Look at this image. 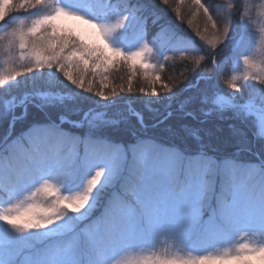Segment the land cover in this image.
<instances>
[{
	"label": "trees",
	"instance_id": "trees-1",
	"mask_svg": "<svg viewBox=\"0 0 264 264\" xmlns=\"http://www.w3.org/2000/svg\"><path fill=\"white\" fill-rule=\"evenodd\" d=\"M102 2V11L115 3L139 20L144 13L145 40L116 43L107 54L57 20L68 0H0V217L15 188L70 147L118 149L90 183L92 199L68 208L79 224L114 220L149 156L173 152L209 164L214 181L206 202L214 205L264 164V119L256 114L264 115V0ZM160 33L164 40L155 39ZM255 46L257 58L250 54ZM136 55L137 65L125 62ZM231 87L240 97L223 107L220 97ZM102 98L115 104L99 106ZM63 186L54 184L59 192ZM76 227L60 226L52 238ZM234 264H264V257Z\"/></svg>",
	"mask_w": 264,
	"mask_h": 264
},
{
	"label": "rangeland",
	"instance_id": "rangeland-1",
	"mask_svg": "<svg viewBox=\"0 0 264 264\" xmlns=\"http://www.w3.org/2000/svg\"><path fill=\"white\" fill-rule=\"evenodd\" d=\"M95 15L90 11L88 1L71 0L58 21L92 47H101L106 42L110 45L125 43L127 33H123L120 20L105 22ZM258 53L256 49L252 56L257 57ZM113 58L118 59V56ZM136 60L125 59V62L135 66ZM191 61L194 63L193 59ZM239 67L245 70L247 64L241 62ZM239 97L240 91L231 87L228 95L220 97L221 105H235L234 98ZM98 103L104 107L113 104L103 98ZM241 106L245 108V105ZM26 108L23 107L24 112ZM105 155L100 149L93 148L87 150L82 160H75L70 167L68 185L61 192H53L50 188L57 180L56 176L50 181L31 180L32 188L8 203L4 210L6 219L0 220V264L16 261L23 264H81L79 249L84 241L96 248L103 224L76 223L68 208L92 199L86 182L96 177L101 163L108 161ZM173 157L168 154L160 162L147 165V173L134 194L137 205L120 210L121 223L115 228L116 233L95 252L96 261L90 264H234L264 252V200H256L253 191L247 195L242 189L234 193L227 208L234 222L233 234L226 237L213 235L210 243L204 246L192 242V227L201 219L204 183L199 182V191L194 194L191 193L192 184L186 185L183 192L177 188L178 194H174L173 179L179 171ZM62 168L55 163L52 173L57 175ZM261 191L264 195V189ZM65 224L77 226L72 238L64 244L54 245L43 255L31 253L36 242L45 243Z\"/></svg>",
	"mask_w": 264,
	"mask_h": 264
}]
</instances>
